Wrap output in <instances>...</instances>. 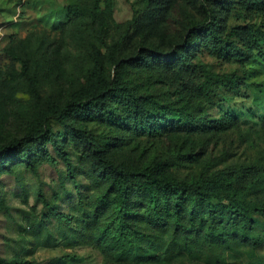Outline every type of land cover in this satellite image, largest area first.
Instances as JSON below:
<instances>
[{
  "label": "rangeland",
  "instance_id": "1",
  "mask_svg": "<svg viewBox=\"0 0 264 264\" xmlns=\"http://www.w3.org/2000/svg\"><path fill=\"white\" fill-rule=\"evenodd\" d=\"M201 2L113 0L100 23L92 13L94 0H0V146L23 137L49 107L65 104L91 74L96 58L108 80H124L158 110L183 120L150 132L130 119L122 121L117 111L90 122L68 120L71 128L50 120L70 169L51 141L47 146L55 164L36 156L34 171L18 161L10 171L0 166L2 262L62 264L53 261L70 257L76 260L67 264H264L263 217L250 215L255 227L245 237L183 234L168 221L158 230L141 216L138 196L133 205L141 217L125 219L122 228L141 241L136 247L117 245L113 237L120 219L110 204L113 194L93 172L90 148L71 132L74 128L105 146L106 159L122 169L164 163L180 181L224 170L237 178L249 204H263L264 41L249 47L247 32H241L245 46L237 43L248 51L246 61L224 60L202 47L180 71L152 59L151 67L136 61L147 52L175 54L202 23ZM243 2L233 0L220 31L248 26L264 39V2ZM217 120L227 124L215 128ZM107 191L110 199L102 200ZM186 216L179 224L187 223ZM155 238L159 243H152Z\"/></svg>",
  "mask_w": 264,
  "mask_h": 264
},
{
  "label": "trees",
  "instance_id": "2",
  "mask_svg": "<svg viewBox=\"0 0 264 264\" xmlns=\"http://www.w3.org/2000/svg\"><path fill=\"white\" fill-rule=\"evenodd\" d=\"M248 6L264 2V0H242ZM92 13L95 18L103 23L102 14L111 11L113 0H94ZM233 0H202L201 9L203 21L196 26L183 46L175 54L158 56L153 52L137 58L140 66L151 67L155 61L159 66L171 71L186 69L188 62L194 55V51L205 48L224 60L246 61L248 51L239 47L237 41L242 42L241 32H247L249 36L248 46H258L264 39L256 38L248 26H237L228 32L220 31V20L228 11ZM104 9L101 10V5ZM215 6L216 10L211 8ZM242 46L245 43L242 42ZM236 79L234 76H230ZM229 78V79H230ZM32 86L33 79H29ZM117 111L122 121L130 119L133 123L145 125L150 132L157 130L162 125H168L175 121L183 123L180 116L168 111L158 110L157 105L149 97L139 96L133 93L122 79L108 80L103 72L100 58L95 59L91 74L84 78L82 86L62 106L49 107L26 132L23 137L11 140L0 146V166L6 171L11 170L13 162L23 163L34 171V159L55 164V159L48 151L47 144L51 141L56 153L62 158L70 169L67 155L55 141V135L49 128L50 120H56L61 126L71 128L68 120L77 122H90L95 118H110ZM224 120L213 122L215 128L224 127ZM78 140L90 148L91 165L98 178L106 182L111 198L114 214L120 219L119 229L114 235L117 245L124 248L136 247L141 237L135 236L130 230L123 229L125 219L141 216L147 217L158 230H163L168 222L180 229L181 233L192 231H205V237L232 238L236 235L245 237L254 231L255 222L250 215L257 214L264 219V203L257 207L247 202L244 189L236 187L237 178L224 170L216 174L207 175L200 173L197 178L191 180H177L168 171L164 163L147 165L139 169H122L110 163L106 157L105 146L97 142H91L80 131L72 128ZM261 177L264 179V162L261 166ZM107 191L102 200L110 199ZM133 196H138L140 207L143 209L141 216L134 209ZM187 214V223L179 224ZM60 221L66 220V216L55 214ZM168 221V222H167ZM152 243H159L155 238ZM76 258L61 257L53 262L67 264ZM10 264H30L26 261H11ZM0 264H5L0 260Z\"/></svg>",
  "mask_w": 264,
  "mask_h": 264
}]
</instances>
